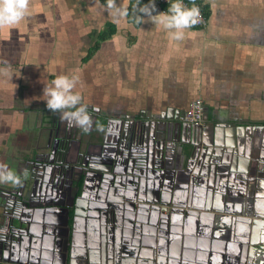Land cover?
Masks as SVG:
<instances>
[{"label":"crops","instance_id":"1","mask_svg":"<svg viewBox=\"0 0 264 264\" xmlns=\"http://www.w3.org/2000/svg\"><path fill=\"white\" fill-rule=\"evenodd\" d=\"M200 1L206 25H191L175 40L153 21L161 7L151 0L139 6L138 22L128 16L133 0H29L19 23L0 24V155L28 144L41 116L31 110L46 105L44 86L58 74L78 76L73 91L81 102L115 122L183 117L200 97L202 123L222 130L234 150L191 182L190 206L203 216L196 223L182 213L191 220L181 221L188 242L178 249L188 264H235L229 231L264 199L256 164L264 143V0ZM114 7L121 14L114 16ZM170 164L176 168L173 158ZM244 180L250 194H240ZM33 238L40 254L47 247ZM258 239L256 258L264 264V232Z\"/></svg>","mask_w":264,"mask_h":264},{"label":"water","instance_id":"2","mask_svg":"<svg viewBox=\"0 0 264 264\" xmlns=\"http://www.w3.org/2000/svg\"><path fill=\"white\" fill-rule=\"evenodd\" d=\"M140 117L138 121L117 120L121 126L116 133L120 136L114 147L109 145L107 133L103 137L102 131L98 130L95 146L100 149V154H90L96 163H99L91 166L95 171L90 172L95 179L87 185L86 175H83L81 181L69 182L65 187L69 201H55V204H49L54 205L52 207L39 208L36 211L38 218L31 216L30 220H26L20 216L24 207H30L33 192L25 189L22 192H6V196L3 190L0 195V264H36L26 260L18 261L11 256L20 237L28 233L33 234L34 228L41 230L46 227L48 230L45 233L49 235L57 229V237L43 235V239L48 242L49 238H54L55 258L61 255L58 245H62L63 252H66L72 240L77 194L82 196L86 187H92L86 209L94 229L101 222L106 225L115 223L118 226L111 231L113 233L109 231L108 226L107 235L110 242H119L121 236L123 241L138 246L144 253L151 247L146 239L159 235L169 240L165 251V256L170 258L169 264L188 263V259L184 260L186 252L180 254V248L178 249V246L188 242L181 221L191 220L182 213L194 215L193 220L196 223V218L203 216L196 211V207L190 206L188 199L191 197V182L198 179L199 175L208 174L206 167L212 163H220L221 155L225 157L232 152L233 142L226 140L225 134L221 136L224 132L214 128V124L210 130L203 123L190 124L183 120L182 116L151 119L142 114ZM109 120L101 121L99 128L110 131ZM257 147L256 164L260 165V175L264 177V143H258ZM105 156L108 159H105ZM169 156L174 159L176 168H169ZM246 183L247 180H244L240 194H250L251 186ZM56 196L54 193L53 197ZM45 197H48V194ZM254 205V216L246 219L239 217V226L229 231L228 238L232 239L231 244L236 251L232 255L235 264H247L251 261L249 258L254 260L253 264H263V261L259 262L256 257L260 245L258 235L264 232V199L258 198ZM71 209L72 214L74 211L72 221ZM55 210L61 212V216L57 215L59 219L56 220L48 217L49 212ZM132 227H135V234L140 241L130 240ZM142 253L139 257L145 259L147 255ZM91 260H94L93 257ZM63 261L67 264L65 258ZM223 264L230 263L224 261Z\"/></svg>","mask_w":264,"mask_h":264},{"label":"flooded vegetation","instance_id":"3","mask_svg":"<svg viewBox=\"0 0 264 264\" xmlns=\"http://www.w3.org/2000/svg\"><path fill=\"white\" fill-rule=\"evenodd\" d=\"M31 111H33V114L40 112L41 116L37 123H33V129L36 132L31 133L28 144L13 145L9 153L0 155V162L7 163L10 168L17 170V174L22 179V183L17 185L4 182L6 185L0 187V195H2L3 190L6 196V192H22L25 189L34 193L30 198V207H24L20 215L26 220H30L31 216L38 218L39 214L36 211L39 208L52 207L54 205L49 206V204H55V201H69L65 190L69 182L81 181L83 175H86V182L89 185L95 179L93 173L90 172L95 171L91 166L99 164L90 155L100 154V149L95 146L98 141L95 138L98 137V130L102 131L103 137L107 133L106 139L109 145L114 147V143L117 142L120 136L116 133V130L121 126L117 121H112V119L101 115L102 113L98 108L89 107L88 105L87 111L91 116V124L88 126L87 131L75 124L69 126L68 120L62 117V110H51L45 105ZM105 119H110L108 129L110 131L107 132L99 128L100 122ZM104 158L108 159L107 156ZM168 161L169 163L172 161L170 156ZM2 183L0 182V184ZM91 190L92 187H86L82 196L77 194V212L72 226V240L69 242V249L66 252H63L62 245H58L61 255L55 258L54 238L52 237L53 240L49 238V241L46 242L43 235H49L45 233L48 228L43 227L41 230L34 228L33 231L35 232L33 234L28 233L26 236H21L11 256L14 259L26 260L36 264L37 262L40 264H63V258L67 260V264H136L135 259L142 253L138 246L123 241L121 236H119V242L117 243L110 242L108 239V226L111 232L113 229L118 228L115 223L106 225L105 222H101L95 229L91 225V217L87 214L88 210L86 209L90 202ZM44 192L48 194V197H45ZM54 193L57 195L56 197H53ZM73 214L71 209L70 215L72 218L70 221L74 217ZM57 215L60 217L61 212L57 210L50 211L48 217H53L56 220ZM52 235L55 237L59 235L57 229L49 236ZM34 236H41L42 245L47 247L40 254L33 249L34 246H38L33 243L36 240L33 238ZM131 239L132 241H140V238L135 234V227H132ZM165 239L159 235L150 236L146 239L151 247H148V250L142 253L147 255L144 264H169L170 258L167 255L165 256L169 240ZM51 247L53 250H51ZM156 248L157 254L154 252ZM74 250L76 253H74ZM65 253L67 254L66 257ZM69 257L71 260H69ZM92 257L94 260H91ZM188 258V256L184 257V259ZM188 263L186 262V264Z\"/></svg>","mask_w":264,"mask_h":264},{"label":"clouds","instance_id":"4","mask_svg":"<svg viewBox=\"0 0 264 264\" xmlns=\"http://www.w3.org/2000/svg\"><path fill=\"white\" fill-rule=\"evenodd\" d=\"M29 0H0V24L13 25L19 23L27 14ZM119 7H114L113 15L121 14ZM153 21L169 29L168 35L175 40L183 39L184 29L199 22L200 9L198 5L186 6L183 0H173L169 10L152 14ZM78 76L58 74L50 84L43 89L46 106L51 110H62V117L67 119L69 126L75 124L85 131L91 124V116L87 104L82 103V94L73 91ZM0 182L22 183L21 176L10 168L7 163L0 162Z\"/></svg>","mask_w":264,"mask_h":264},{"label":"built area","instance_id":"5","mask_svg":"<svg viewBox=\"0 0 264 264\" xmlns=\"http://www.w3.org/2000/svg\"><path fill=\"white\" fill-rule=\"evenodd\" d=\"M146 0H135V7L141 6ZM157 5L161 7V11H167L170 8L171 3L173 0H151ZM186 6H191L193 4L198 5L200 9V19L199 22L193 24L195 27H204L207 23V17L204 14L200 3L192 2L188 0H183ZM203 115H204V103L200 97L195 98L192 100L188 106V108L184 111L183 120L189 122L190 124L198 125L203 122Z\"/></svg>","mask_w":264,"mask_h":264},{"label":"trees","instance_id":"6","mask_svg":"<svg viewBox=\"0 0 264 264\" xmlns=\"http://www.w3.org/2000/svg\"><path fill=\"white\" fill-rule=\"evenodd\" d=\"M188 1H192V2H198V3H200L201 8H202L204 14H206L205 6L202 4V2H201L200 0H188ZM139 15H140V7H139V6H138V7H135V6H134V0H133L130 9H128V16H129V18H130L131 20H133L134 22H138V21H139ZM109 35H110V32H109V33H106V34H102V35L100 36V38L103 39V38H105V37H107V36H109ZM95 47H96V45H95ZM95 47H94V48H95Z\"/></svg>","mask_w":264,"mask_h":264},{"label":"rangeland","instance_id":"7","mask_svg":"<svg viewBox=\"0 0 264 264\" xmlns=\"http://www.w3.org/2000/svg\"><path fill=\"white\" fill-rule=\"evenodd\" d=\"M17 172V170H15Z\"/></svg>","mask_w":264,"mask_h":264}]
</instances>
